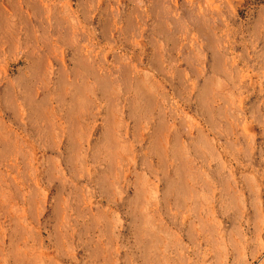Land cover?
Here are the masks:
<instances>
[{
    "label": "rangeland",
    "instance_id": "rangeland-1",
    "mask_svg": "<svg viewBox=\"0 0 264 264\" xmlns=\"http://www.w3.org/2000/svg\"><path fill=\"white\" fill-rule=\"evenodd\" d=\"M0 264H264V0H0Z\"/></svg>",
    "mask_w": 264,
    "mask_h": 264
}]
</instances>
